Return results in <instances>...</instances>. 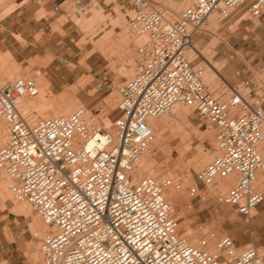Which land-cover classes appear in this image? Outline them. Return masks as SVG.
I'll return each instance as SVG.
<instances>
[{
    "label": "built area",
    "instance_id": "1",
    "mask_svg": "<svg viewBox=\"0 0 264 264\" xmlns=\"http://www.w3.org/2000/svg\"><path fill=\"white\" fill-rule=\"evenodd\" d=\"M104 1L72 0V6L81 14ZM119 1L132 5L127 27L145 39L132 77L94 82V91L119 94L109 125L100 120L105 108L87 114L85 105L30 122L17 104L38 93L35 81L0 80L6 124L0 177L8 178L12 197L27 202L48 227L40 238L42 264H264L253 246L237 251L229 235L220 237L225 252L217 254L190 244L163 196L171 179L138 169L155 137L148 119L185 105L214 128V155L196 179L209 185L235 174L220 201L246 219L253 215L264 200L255 186L256 171H264V150L257 148L264 140V84L248 91L228 84L223 99L203 83L204 66L192 64L187 47L211 13L224 18L242 7L258 16L264 0H171L185 2L178 11L164 0Z\"/></svg>",
    "mask_w": 264,
    "mask_h": 264
},
{
    "label": "rangeland",
    "instance_id": "2",
    "mask_svg": "<svg viewBox=\"0 0 264 264\" xmlns=\"http://www.w3.org/2000/svg\"><path fill=\"white\" fill-rule=\"evenodd\" d=\"M164 1V6L175 11L185 6L182 2ZM55 4L65 6L69 16L52 12ZM12 6L15 10L7 12ZM131 14V9L122 6L119 0H105L102 4L93 2L81 14L75 13L70 0H0V80L33 77L36 82L40 77L35 74L38 70L47 81L46 97L49 100L58 97L68 108L67 113L81 105L87 107L88 114L105 108L100 120L108 116L110 124L117 114L119 99L117 96L110 110L111 96L117 92L94 91V80L85 70L89 64L95 65L99 69L98 78L114 83L134 75L141 62L138 49L145 38L128 29L127 20ZM208 19L215 23L210 27L205 24L193 35L192 43L198 53L187 48L192 64L204 66L203 75L207 70L206 59L217 66V73L204 77L203 83L214 92L223 90L228 84L243 91L263 85L264 12L250 16L238 7L224 18L213 13ZM45 24L50 26L44 28ZM106 34L109 35L103 40ZM100 45H105V49L101 50ZM60 58L66 63H60ZM68 66L72 69L85 66L79 71L81 77L76 85L65 86L58 82L57 77L65 74ZM50 69L57 70V76H51ZM35 98L26 97L25 100L29 102ZM18 107L30 122L44 117L37 107L27 110L20 103ZM184 107L189 120H183L172 134L171 130L163 134L143 168L159 170L162 176L169 171L173 174L172 185L177 195L172 199L168 195L165 199L178 220L179 234L190 244L209 251L215 247L213 252L217 254L221 252L220 237L229 235L237 251L250 245L264 260V200L246 219L235 207L220 204L218 193L210 194L209 187L196 179V171L214 155V128L204 123L191 108ZM0 124L3 126L0 144H4L6 124L3 118H0ZM187 144L189 148L181 156ZM202 153L206 160L195 168L188 167L191 158L195 162L202 160ZM178 158L180 160L173 165L174 159ZM261 173V185L255 186L264 192V171ZM8 197L0 196V264H42L41 257L33 254L35 249H40L43 234L40 217L26 202H21L23 211H19L15 205L20 201H16L11 193Z\"/></svg>",
    "mask_w": 264,
    "mask_h": 264
},
{
    "label": "bare ground",
    "instance_id": "3",
    "mask_svg": "<svg viewBox=\"0 0 264 264\" xmlns=\"http://www.w3.org/2000/svg\"><path fill=\"white\" fill-rule=\"evenodd\" d=\"M182 3H185V2H182ZM14 7L15 6L10 7L8 9L9 11H7V12H10L12 9H14ZM211 14H213V13H211ZM210 15L207 17L206 21L204 22V24L199 29H201L202 27H204L205 24L206 25H209V27H210V26H212V24L215 23V21H213V20L211 21V20L208 19L210 17ZM109 34H106L103 37V40L107 39V37H108ZM141 37H144L145 38V36H141ZM99 48L101 50H104L105 49V45H100ZM187 48H189L191 50V52H194V53L197 52L198 53V50H197L196 45L194 43H192V42H191V44ZM206 62H207V67H206L207 70H205L204 75L202 73V81L206 77H208V76H212V75L214 76L215 73H217V71H218L217 68H216L217 66L215 67V66L211 65L207 59H206ZM38 74L40 75V77L35 82V84L37 86V89H38V93L35 96H32L33 98L34 97H36V98L33 99L34 101H29V102H26V100L24 98L19 103L22 105V107L24 109L27 108V110H28L29 107H33V106L39 108L41 110L42 115H44V117H49V116H54V115H59V114H66L67 111H68V108L64 105V103L61 100L58 99V97H55L53 99V101L52 100H49L46 97L47 81L45 79H43V77H41L42 74L40 72H38ZM30 77H32V76H30ZM33 80H34V78H33ZM217 91H219L220 93L217 92ZM67 93L68 92H66L64 95H67ZM215 93L223 96V98L227 97L228 94H229L227 88H224L223 90H220V89L219 90H216ZM117 96L119 97V94L118 93H115L113 95V97L111 96V98H113V99L111 100L112 102H110V106H109L110 107V110L113 109V106L115 105V99L117 98ZM18 104H17V108L20 111V109L18 107ZM184 106L185 105H182V104H175L173 106L172 110L169 113H167V115L164 114V115H161L160 117L158 116V117H154V118H149L148 119V124L152 128L155 137H154L153 143L150 145V147L147 149V151L140 156L139 162H138V169L140 170V173L141 174L151 175V176L155 177L156 179H161L163 177H167V178L171 179V184L169 186H167L164 189V191H163L164 198H165V196H168L169 195L170 198L172 199V198H175L176 195H177L176 190H175L174 186L172 185V181L174 179L173 174L169 171L168 173L166 172L167 173L166 176H162V174H161V172H159V170H155V169L153 170L152 168H147V169L145 168L144 169L143 167H144V163L150 161V158L149 157L152 154L153 149L156 148V144L160 140L163 139V134L166 133L168 130H171V134H172V132H174V130H176L179 127L180 123L183 120H189V113H188L187 109ZM237 111H240V110L237 109ZM20 112H21V114L24 113V112L22 113V111H20ZM87 114H88V110H87ZM27 118H29V117H27ZM28 120H30V119H28ZM102 121H103V123L105 125H109V118H108V116L103 117V120ZM0 128H3V126L1 124H0ZM2 136H3V132H1V130H0V139L3 138ZM188 148H189V145L184 150V152L181 153V156L184 155V153L188 150ZM257 148L259 150H264V140H262L261 142L258 143ZM202 154H203V155H201V159L202 160H200L199 162H195L194 159L191 158L190 162L188 163V167L195 168V167H197L199 165V163L201 164L204 160H206L205 153H202ZM177 160H180V158L174 159V161H173L172 164L173 165L174 164H177V162H178ZM257 171H256V177H257ZM3 176L0 177V196H2V197H8L10 195V191L8 189V178L5 175H3ZM260 178H263V177L260 176ZM234 179H235V174H230V176L227 177L226 179H224V180L217 179L212 184H209V185H206V186L209 187V193L210 194H216V193H218V202L220 204H222V205H225V204L221 203L220 198H221L222 194L225 192V189L227 188V186L229 184H233ZM166 189H167V191H166ZM21 202H25V201L16 202L17 205H15V206H17V209L19 211H23V207L21 205ZM226 206H228V205H226ZM40 220L42 222L40 231L44 233V232H46L48 230V227L42 221L41 218H40ZM38 225H39V221H38ZM177 231H178V226H177ZM214 250H215V247L214 248H211L210 249V252L214 253L213 252ZM221 252H225V251H222L221 250ZM33 254L35 256H37V257H41L40 249L39 250L35 249V251L33 252ZM38 262H39V260H38ZM41 263H42V261H41Z\"/></svg>",
    "mask_w": 264,
    "mask_h": 264
},
{
    "label": "crops",
    "instance_id": "4",
    "mask_svg": "<svg viewBox=\"0 0 264 264\" xmlns=\"http://www.w3.org/2000/svg\"><path fill=\"white\" fill-rule=\"evenodd\" d=\"M71 1V3H72V0H70ZM120 2V1H119ZM102 3H105V1L104 2H101V3H99V4H102ZM55 5H59L60 6V9L58 10V11H53V7H52V12H54V13H58V12H60L62 15H64V16H68V15H66L65 13H64V11H66V8H65V6H63L62 4H55ZM54 6V5H53ZM124 6H126V8H129V9H132V5H130V4H128V3H125L124 4ZM15 10V8L14 9H12L10 12H12V11H14ZM9 12V13H10ZM48 26H50L49 24H45V27L44 28H46V27H48ZM20 34V33H19ZM81 50V49H80ZM92 54V53H91ZM83 68H85V66H79V69H72V68H70V66H68L66 69H65V74H63V75H61L60 77H57V79H58V82L59 83H61V84H64L65 86H71V85H76L77 83H78V79L80 80V69H83ZM87 68L88 69H86L85 71H86V73H88L87 75H90L91 76V78L94 80L93 81V84H94V82L95 81H97V80H99L100 78H98V73H99V69L97 68V66H95V65H88L87 66ZM38 71V70H37ZM37 71H35V74H36V72ZM38 72H40V71H38ZM37 72V73H38ZM78 72H79V78L77 77V74H78ZM41 73V72H40ZM31 74H33V72H31ZM49 74L51 75V76H57V74H58V72H57V70H56V72H54V70H52V69H50L49 70ZM34 75V74H33ZM37 75V74H36ZM71 77H74V79L73 80H71L70 78ZM261 149V148H260ZM260 176H262L263 177V175H262V173H261V170H258L257 171V177H256V183H255V185H261L260 183L262 182V178H260ZM242 247V246H241Z\"/></svg>",
    "mask_w": 264,
    "mask_h": 264
}]
</instances>
